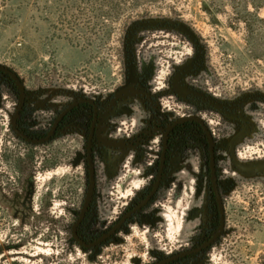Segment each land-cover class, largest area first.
I'll return each mask as SVG.
<instances>
[{"label": "rangeland", "instance_id": "rangeland-1", "mask_svg": "<svg viewBox=\"0 0 264 264\" xmlns=\"http://www.w3.org/2000/svg\"><path fill=\"white\" fill-rule=\"evenodd\" d=\"M149 20L187 24L207 48L202 71L188 72L168 69L170 60L182 64L185 54H193L185 52L188 45L166 37L168 44L149 52L151 71H156L148 79L164 107L177 116L208 109L216 133L237 127L244 132L250 119L251 143L264 160V0H0V64L20 75L41 120L78 97L107 103L128 87L126 70L132 67L124 61L129 36L136 23ZM168 84H177L187 95L167 96ZM221 106L225 115L239 109L241 118L228 117L219 125ZM14 110V100L0 94V264H138L143 255L149 260L155 245L134 224L97 253L73 245L65 229L50 232L46 246L28 245L24 215L10 213L24 208L15 198L23 193L25 147L7 132ZM60 175L49 171L40 187ZM263 180L251 190V201L242 195L234 205L240 222L255 231L249 264H264ZM15 243L21 246L18 254L10 252ZM213 261L226 264L220 254Z\"/></svg>", "mask_w": 264, "mask_h": 264}, {"label": "flooded vegetation", "instance_id": "flooded-vegetation-1", "mask_svg": "<svg viewBox=\"0 0 264 264\" xmlns=\"http://www.w3.org/2000/svg\"><path fill=\"white\" fill-rule=\"evenodd\" d=\"M184 48L185 52L192 51L190 46ZM189 54H183L184 58ZM0 72L8 76L17 89L16 96L2 93L0 82V94L12 98L15 103L7 132L25 147L23 193L15 198L24 208H15L10 213L24 215V229L30 231L28 245L31 248L46 246L50 232L60 233L65 229L70 232L69 241L73 245L97 253L118 241L120 235L134 224L141 227L155 245L149 253V260L143 255L138 264H213L214 254L224 257L226 264L251 262L250 239L255 237V231L251 224L240 222L234 209L237 198L242 195L251 201V190L254 191L257 181L264 178V160L257 157L255 144L251 143L250 119L244 132L237 127L230 132L220 128L216 133L210 126L208 109L185 111L182 116H177L161 103L155 92L157 88L154 90L148 79L150 75L147 79L141 76L138 82L129 76L126 90L119 97H108L107 103L94 97H78L41 120L30 105L25 83L15 72L25 89V102L17 126L32 140L26 141L12 129V119L20 102L18 87L8 74ZM145 84L144 93L152 99V114L142 100L127 97V89L134 85L141 89ZM173 87L168 86L164 93L167 96L174 94ZM80 100L85 101L59 120L72 104ZM82 105L88 111L87 116L79 121L74 110ZM222 107L219 125L222 126L228 117L241 118L239 109L225 115ZM23 110L28 112L26 131L19 127ZM189 117L200 118L213 138L216 188L211 180L209 143L202 124L188 121L168 132L177 121ZM57 120V128L49 136ZM188 123H194L196 127L192 134L194 140L186 148L177 130ZM90 163L94 168V190L85 218L77 228L80 240L94 244L85 247L74 237L73 227L89 191ZM49 171L61 175L48 186L40 187L41 179ZM157 182L156 193L138 208ZM2 197L0 189V204ZM2 210L6 211L5 208ZM125 216L128 217L124 223L111 233ZM232 218H236L234 223ZM85 221L90 224L91 233H85ZM106 235L109 236L100 241ZM18 248L21 246L15 243L10 246V252L18 254Z\"/></svg>", "mask_w": 264, "mask_h": 264}, {"label": "trees", "instance_id": "trees-1", "mask_svg": "<svg viewBox=\"0 0 264 264\" xmlns=\"http://www.w3.org/2000/svg\"><path fill=\"white\" fill-rule=\"evenodd\" d=\"M136 25L137 27L134 28V30L130 33L128 46L125 49L126 53L124 62L125 64H127L126 66L130 65L132 67L131 70H126V74L128 75L127 78L129 76H133L135 81L138 82V79L141 76L147 79L156 71V68H152L151 71L149 63V52L156 45L168 44L166 42V37H169L172 42H174V40H177V43L186 44L193 50V54L188 56L183 64H178L173 59L170 60L168 62V69L170 70V73L181 71L188 72L194 70L202 71V69L204 68L206 57L204 56V52L207 49L206 45L201 42V36H199L198 33L187 24L185 25L180 23H173L171 21L160 23L156 20H149L145 23H136ZM135 50H138V55H135ZM0 82L2 83V93L8 92L11 95H17V89L14 85V82L2 72H0ZM134 86L127 89V97H131L134 99L138 98L142 100L144 105L147 107L146 110L150 112V114H152L153 110L150 106L152 99L147 98L144 93L146 92L147 88L146 84L144 86L141 85V89H136ZM172 91L175 95L180 96L187 95L188 93L186 90L181 89L177 84L174 85ZM87 111L88 108L83 105L78 109H75L74 113L78 114L76 119L81 121L84 117L87 116ZM27 121L28 112L26 110H23L21 119L19 121V127L21 130L26 131ZM195 127L196 124L188 123L179 127L177 130L179 131L180 136L182 135V142L186 148L190 147V144L194 140L192 134ZM83 229L85 230V233L92 232L91 226L87 221H85V223L83 224Z\"/></svg>", "mask_w": 264, "mask_h": 264}, {"label": "water", "instance_id": "water-1", "mask_svg": "<svg viewBox=\"0 0 264 264\" xmlns=\"http://www.w3.org/2000/svg\"><path fill=\"white\" fill-rule=\"evenodd\" d=\"M0 70L3 71L4 73L8 74L16 83L17 87H18V90H19V93H20V102H19V106L16 110V113L12 119V129L13 131L15 132V134L20 137V138H23L25 139L26 141H32L26 134H24L23 132H21L19 129H18V126H17V121L18 119L20 118V115H21V111L23 109V106H24V102H25V89H24V86L20 80V78L18 77V75L13 72L12 70H10L9 68L3 66V65H0ZM85 100H80L79 102H76L74 104H72L69 109L67 111H65L60 117H59V120L68 112V111H71L73 108H75L76 106H78L80 103L84 102ZM59 120H57V122L55 123V125L53 126V128L51 129L50 133H49V136H51L56 128H57V125H58V122ZM188 121H196L200 124H202L204 130L206 131L207 133V137H208V143H209V151H210V170H211V180H212V183H213V187L216 188V175H215V152H214V141H213V138L210 134V132L208 131V129L206 128V126H204L202 120L200 118H197V117H189V118H185V119H182L180 121H177L173 126H171L169 129H168V132L173 129L174 126L176 125H179V124H182L184 122H188ZM165 139H167V135L165 136ZM166 142V141H165ZM89 146H91V143L89 144ZM165 148H166V145H165ZM165 160V155H163L162 157V161ZM90 161H91V158H90ZM90 174H91V177H90V187H89V191H88V194H87V198H86V202L81 210V213H80V216H79V219L78 221L76 222V224L74 225L73 227V235L74 237L81 243V245L85 246V247H91L93 246L94 244H86L85 242H83L82 240L79 239L78 237V234H77V228L78 226L81 224V222L83 221V219L85 218V214L88 210V205H89V202L91 200V196L93 194V190H94V168H93V164L90 163ZM158 186H159V182H157L155 185H154V188L152 190V192L150 193V195L148 196V198L138 207V208H141L142 206H144L148 200L156 193L157 189H158ZM128 216H125L123 218V220L115 226V228L111 231V233H113L118 227H120L121 224L124 223V221L126 220ZM110 235V234H109ZM109 235H106L104 237H102L100 239V241L104 240L105 238H107ZM217 237V235L215 236V238Z\"/></svg>", "mask_w": 264, "mask_h": 264}]
</instances>
